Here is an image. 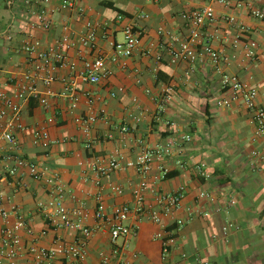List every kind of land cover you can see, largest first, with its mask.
<instances>
[{
  "label": "crops",
  "instance_id": "obj_1",
  "mask_svg": "<svg viewBox=\"0 0 264 264\" xmlns=\"http://www.w3.org/2000/svg\"><path fill=\"white\" fill-rule=\"evenodd\" d=\"M26 1L0 0V91L9 94L17 91L24 74L32 69L20 46L29 22L35 19L33 10L43 0H30V5ZM228 1L225 5L219 0H81L84 16L63 8L62 0L49 1L52 26L36 36L48 49L70 35L65 52L76 68L58 67L49 85L37 79L35 95L23 105L17 150L38 165L42 180H36L27 168L16 167L0 151V208L9 213L0 217V234L23 216L34 233L19 230L26 246L43 230L47 234L38 245L44 247H52L56 237L70 242L82 237L80 231L48 227L37 208L40 200L52 196L53 186L47 179L53 177L64 189L65 205L82 209L92 231L84 259L73 264H101L100 253L113 255L114 245L108 221L97 220L95 211L100 202L108 215L118 205L134 203L139 175L126 164L141 153L144 141L171 148L164 160L153 162L146 203L161 208L155 191L168 193L184 187L185 196L162 224L132 214L127 224H136L138 233L118 241L120 248L126 246L111 264H264V168L254 157L257 150L264 156V136L256 135L252 112L240 101L229 107L218 103L232 97L231 89L221 83L222 75L228 74L257 89V103L264 108V18L254 14L264 11V0ZM204 6L213 7L215 20L203 28L201 45L223 52L220 71L202 53V46L196 61L174 62L170 54L169 48L178 46L189 32L182 13ZM89 21L98 29L93 51L77 42ZM130 24L142 32L148 53L113 62L111 42L122 41ZM252 40L258 43L255 57L246 53ZM98 55L107 57V76L99 84L81 81L78 72L83 61ZM74 93L79 99L76 107L72 106ZM42 98L47 99L46 107ZM88 115L98 119L85 127L78 119ZM122 125L129 131L122 133ZM38 129L48 131L49 145L35 139ZM112 156L121 167L99 178L94 164ZM202 162L207 164L208 177L195 170ZM203 191L213 199H199ZM202 211L210 214L202 216ZM177 219L184 221L182 226ZM229 222L233 226L225 234L223 227ZM164 227L174 238L166 255L162 240L156 237ZM31 260L26 253L16 263L0 255V264H33Z\"/></svg>",
  "mask_w": 264,
  "mask_h": 264
},
{
  "label": "built area",
  "instance_id": "obj_2",
  "mask_svg": "<svg viewBox=\"0 0 264 264\" xmlns=\"http://www.w3.org/2000/svg\"><path fill=\"white\" fill-rule=\"evenodd\" d=\"M50 0H43L36 10H33L35 19L29 22V32L21 42V50L26 53L29 69L19 83V88L13 94L0 91V151L4 152L7 160L14 161L16 167L27 168L30 174L36 180H42L43 173L35 162L23 157L18 152V141L16 139V131L22 128L21 114L24 103L36 93V80L41 79L45 84L49 85L55 80V72L58 67L68 65L71 69L76 68V63H69L65 52L66 45L72 40L70 35L62 36L55 45L48 49L42 48V43L38 39L37 32L47 31L51 28L52 22L48 16L47 4ZM220 3L228 5V0H219ZM31 1L27 0L26 4L30 5ZM62 7L68 9H76L80 15L84 16V9L81 6V0H62ZM257 17L264 18V11H254ZM141 17H147L141 14ZM189 32L185 39L179 42L178 46L170 47L171 58L174 62L187 60L196 61L200 52L209 56L216 70H221V62L224 60L223 52L209 44L201 45L202 30L207 23L215 20V11L211 6H204L194 10L182 13ZM71 38V40H70ZM7 39L11 40L12 35L8 34ZM98 29L97 26L89 21L85 24V31L82 32L77 42L89 50L97 48ZM111 45L114 54L110 58L113 62H118L123 58L133 57L136 53H148L145 49L142 32L136 24L126 25L124 28V39L122 41H113ZM199 46L201 47L198 49ZM258 43L254 40L250 41L246 46V53L249 57L257 56ZM222 72V71H221ZM108 74L107 57L98 55L93 58L85 59L83 67L78 72V78L89 84H99ZM223 86H228L232 91V97L223 98L218 103L229 107L233 101H240L246 109L252 112L253 120L256 124V135L264 136V108L258 105V91L244 85L236 76L223 74L221 78ZM73 107L78 103L76 93L72 95ZM41 103L47 106V99L42 98ZM98 119L97 115L82 116L78 120L87 127L90 123ZM51 121V120H50ZM122 133L129 131L127 125L120 127ZM34 137L43 145L47 146L51 143L49 133L46 129H38L34 132ZM186 140H190V136H186ZM141 153L133 161H129L126 165L133 166L139 175V188L134 190V203L122 204L114 207L111 215L107 214L106 206L100 202L95 211L97 220H107L111 242L114 245L113 255L105 252L100 253L101 264H111L112 258L116 257L119 249L126 246H118V241L129 236H135L138 233L136 224H127L132 214L147 216L156 224H162L166 215L181 205L185 196L184 187L178 188L173 192L159 193L153 192L155 199L161 208H156L153 204H147L145 199V191L148 186V174H150L153 162L164 160L170 154V146L167 144L148 145L141 141ZM254 157L260 159L262 168H264V156L257 150L254 151ZM121 167V163L116 156H112L107 162H98L94 164V170L99 178L108 177L113 171ZM198 175L208 177L207 164L205 162L195 165ZM161 171L165 174L167 171L161 167ZM47 183L53 186L52 196L47 200H40L37 208L42 212L43 219L48 227L54 229H70L80 231L82 237L76 241L70 242L62 237H56L52 247L39 246L40 238L47 234L43 230L40 234L33 236V240L29 246H26L23 238L19 234L20 229L26 230L34 235L32 227L29 225L27 218L19 216L13 227H4L0 234V255L9 261L16 263L20 256L24 253L31 256L33 264H73L81 261L85 257V247L87 240L91 235V228L84 222V211L82 209H69L64 203V189L58 185L53 177L47 179ZM100 185V179L97 181ZM121 192L120 188H116ZM199 199H213L208 192H201ZM235 204V200L230 201ZM220 210V209H218ZM8 212L0 208V217L6 218ZM202 216H208L209 211H202ZM178 226H182L184 221L177 219ZM233 224L227 223L223 227V232L228 234ZM164 227L156 234V237L163 242V254L166 255L174 241L172 233ZM201 264V263H197Z\"/></svg>",
  "mask_w": 264,
  "mask_h": 264
}]
</instances>
